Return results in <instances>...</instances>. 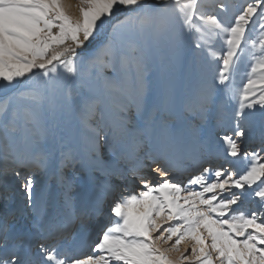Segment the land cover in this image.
Segmentation results:
<instances>
[{
	"label": "snow or ice",
	"instance_id": "6c2138e0",
	"mask_svg": "<svg viewBox=\"0 0 264 264\" xmlns=\"http://www.w3.org/2000/svg\"><path fill=\"white\" fill-rule=\"evenodd\" d=\"M154 49L198 79L175 124L163 85L139 123ZM127 82L140 96L136 131L153 135L120 173L141 190L104 181L77 205L65 185L68 217L49 216L42 177L77 156L65 125L75 119L90 156L115 154L133 119L127 104L111 115L105 99ZM205 154L219 164L202 162L182 186L174 162ZM9 179L37 219L17 226L0 210V264H264V0H0V185Z\"/></svg>",
	"mask_w": 264,
	"mask_h": 264
},
{
	"label": "rangeland",
	"instance_id": "374dc122",
	"mask_svg": "<svg viewBox=\"0 0 264 264\" xmlns=\"http://www.w3.org/2000/svg\"><path fill=\"white\" fill-rule=\"evenodd\" d=\"M72 3L75 5L77 3V0H71ZM207 2V0H206ZM225 3L229 4L230 6L235 5L236 7H239L240 5H243L245 3V0H224ZM230 8V12H231ZM155 55L157 56V63L160 67V89L162 85L167 88L170 97H179L180 95V101H181V115L179 116L176 112L171 110L169 103L167 105V110L171 117V122L175 124L177 121L184 119L188 116V114L184 111V105L189 100H191L194 97L195 90L198 86V79L197 76L190 73L189 70H187V76L185 79L184 84L182 85V88L179 92L178 87V80H177V71H176V64L173 59V54L171 52H165L161 51L159 49H154ZM247 58H245V61L240 65L242 67V75H245L248 68ZM150 62V60L148 61ZM147 68V77H148V85L144 84V89L146 88L147 92L142 94L143 99H145V103L147 105V109L144 111L143 116L139 118V121L141 124H143L145 119H148L150 117L151 112L154 110V108L158 107V102L156 101V84L154 81V75H153V64ZM186 66V65H185ZM244 67V68H243ZM187 68V66H186ZM247 68V69H245ZM210 70L207 71L206 67L203 69V74L210 77L211 73H209ZM239 75V76H238ZM241 75L238 73L236 76L237 83H240L241 79L243 77H240ZM197 79V80H196ZM124 89H132V94L139 96L137 93V89L135 84L133 83H125ZM140 99V96L137 97L136 103ZM233 103H235L233 101ZM131 110V117L133 119V124L129 125L128 127L132 130L131 136L133 138L136 151L138 149H143L147 146H149L152 143L153 135L150 133H143L142 137H137L136 134V122H137V113L136 108L133 106H130ZM181 117V118H180ZM214 123V122H213ZM66 136V135H65ZM145 137V138H143ZM67 138V136H66ZM255 138L256 143L259 142V130L255 132ZM71 146V145H70ZM72 147V146H71ZM245 147L248 148V150H251V143H246ZM205 161L209 159H213L214 155H208L205 154ZM113 154L109 153L106 149H102L101 152L98 155L99 160H103L102 165H98L97 163L93 162L88 157L84 158L83 161H79L78 157H76V160L72 163V167H70L71 172L66 173V175H62L60 178H56V174H61V171L59 169V166H57V172L56 170L53 172H50L49 175H46L44 179H42V182L45 184H48L51 186L52 192H53V198L51 200V205L48 209L49 216H55L57 213L59 214L58 218L61 219L63 217H68V212L63 208V196L62 193L64 191V186L67 185L70 187V195L74 198V201L77 205H79L81 198L87 194L90 193L98 184L101 182L111 181L113 178L120 177V173L116 171L115 169L109 168L107 164L108 159H114L117 163L124 165L125 160L122 157L116 156V158H112ZM107 158V159H106ZM78 159V160H77ZM79 161V162H78ZM203 162L205 164L206 162ZM82 162V163H80ZM226 167H228L227 164ZM64 169L67 170V167H64ZM200 169V165L196 168L194 171H198ZM182 180V186L186 185V181L188 177L185 175L180 178ZM108 181V182H109ZM114 185H119L122 189L127 188L129 191L132 192H138L141 189L138 187L136 182L129 181L127 184L125 183H118L115 180L113 181ZM195 190H199V186H195ZM237 194H239V191L237 190ZM227 195V194H224ZM7 205L9 210L13 211L14 215H16L15 223L17 226H23L25 224L31 226V222L35 219H37L36 214L32 210L31 207H29L26 204V197L22 193L21 190L15 187H0V210L3 209V207ZM252 207V205L249 203L248 200H245L244 203L241 205V207ZM107 211V209H106ZM65 219V218H64ZM78 227V222H77ZM84 234V233H82ZM90 252V251H85Z\"/></svg>",
	"mask_w": 264,
	"mask_h": 264
},
{
	"label": "bare ground",
	"instance_id": "6f19581e",
	"mask_svg": "<svg viewBox=\"0 0 264 264\" xmlns=\"http://www.w3.org/2000/svg\"><path fill=\"white\" fill-rule=\"evenodd\" d=\"M72 11L75 14V11H76L75 7H73V10ZM173 59H174L175 64H176L177 80H178V87H179L178 90L180 92V90L182 88V85L184 84L185 79H186V76H187L186 73H187L188 67L186 68V66L183 63L181 57H179V56H173ZM149 60H150V62H148L147 67L145 69L144 84L148 85L147 68L151 65L150 63H152L153 64V72H154L153 73V75H154V81H155V84H156V98H157L156 101L158 102V105H159V103H160V93H161V89H160V81H161V79H160V67H159V65L157 63V60L158 59H157V56L155 55L154 50L151 53V57H150ZM246 61H248V60H246ZM245 69H247V68H245ZM208 70L209 69H207V71ZM242 71H243L242 70V67L240 66L239 67V72H238L241 75L240 77H244L245 76V75H242ZM209 73H211V71H209ZM128 83H132L133 84V82H128ZM124 84L125 83H121L120 84V90L111 93L105 99V106L107 107V109H108V111H109V113L111 115H117L119 113V109H118L117 105L127 104V105L133 106V107H135V105H136V101L135 100H137V97H139V96H136V95L132 94V89L131 88L130 89H124V86H123ZM146 92H147V90L145 88L143 90V93L142 94L145 95ZM169 106H170L171 110H173L174 112H176L179 116H182L181 115V112H182L181 111V106L182 105H181V101H180V95H179V97H170L169 98ZM139 123L141 124L140 121H139ZM77 129H78V126H77V123H76L75 119H71L65 125V135L67 136V139L70 141V143L67 146H69V147L72 146V147H75L77 149V156L76 157H78L79 161H83L84 158L88 157L93 162L97 163L98 165H102L103 164V160H99V158H97V157L90 156V154L86 151L83 142L80 141V138H79V134H78V130ZM131 131L132 130L129 128L128 134H126L120 140V142L117 145L115 154H113V157H112V158H114V157L116 158V156L122 157L125 160V164L124 165H121V164L117 163L116 161H114V159H108L107 160V164L106 165L109 168L115 169L119 173L125 171V169L128 167V160H129V158L132 157L136 153V148H135V144H134L133 138L131 136ZM136 134H137V137H139V138L142 137V135H143L141 133H138L137 131H136ZM143 138H145V137H143ZM204 157L205 156H200V157H198L196 159H193L192 161L188 162L187 164H185V162L180 161V160L175 161L174 162V176L180 179L184 175L186 177H188V174L190 172L191 173L198 174L200 169L198 171H194V170H196V168L199 165H201L202 162L205 161V158ZM209 160H211L212 164H214V165H218L219 164V161H218V159H217L216 156H213V159H209ZM80 163H82V162H80ZM208 166H209L208 163H205L204 164V167H208ZM66 167H67V170H68L67 172H66V169L63 168L62 170H60L61 171V174H58V175L56 174L55 177L56 178L57 177L60 178L62 175L65 176L66 173H70L71 172L70 167H72V163L69 164ZM224 167H226V165H224ZM213 171H215V168H213ZM56 172H57V170H56ZM44 177L45 176H43L42 179H44ZM114 180L116 182H118V183H121V184L122 183L127 184L129 181H133V180H129V181L125 182L121 178V175L118 178H113L111 181H109L107 179V181L111 182L112 184H113V181ZM186 185H187V181H186ZM10 186L17 188L16 185L14 184V182L11 179L5 181L3 185H0V187L2 189L5 188V187H10ZM64 218H66V216L63 217V218H61V220H63ZM80 235H81V237H84V234L80 233ZM69 239H71L70 236H69ZM90 240H91V236L90 235L85 238V246L83 248V251L84 252L85 251H90V248L88 246Z\"/></svg>",
	"mask_w": 264,
	"mask_h": 264
}]
</instances>
